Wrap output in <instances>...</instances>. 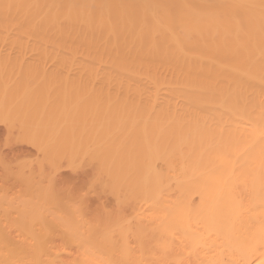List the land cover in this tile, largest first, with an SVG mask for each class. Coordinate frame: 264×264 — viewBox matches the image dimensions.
Wrapping results in <instances>:
<instances>
[{
    "label": "bare ground",
    "instance_id": "obj_1",
    "mask_svg": "<svg viewBox=\"0 0 264 264\" xmlns=\"http://www.w3.org/2000/svg\"><path fill=\"white\" fill-rule=\"evenodd\" d=\"M0 132V264H264V0H0Z\"/></svg>",
    "mask_w": 264,
    "mask_h": 264
},
{
    "label": "rangeland",
    "instance_id": "obj_2",
    "mask_svg": "<svg viewBox=\"0 0 264 264\" xmlns=\"http://www.w3.org/2000/svg\"><path fill=\"white\" fill-rule=\"evenodd\" d=\"M0 134H1V132H0ZM2 150H3L4 154H8V152H10V151H8L10 149L7 150V149L2 148ZM61 173H62L61 180H62L63 184L67 188H69L70 190L77 191L83 187L84 179H85L86 175H83V174L72 175V173L70 171H67V170H63V171H61ZM92 200H95V197H92Z\"/></svg>",
    "mask_w": 264,
    "mask_h": 264
}]
</instances>
